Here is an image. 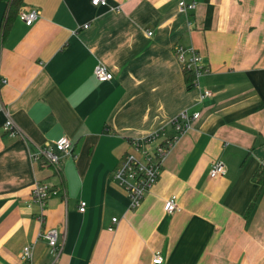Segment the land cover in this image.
Wrapping results in <instances>:
<instances>
[{"label": "crops", "instance_id": "crops-1", "mask_svg": "<svg viewBox=\"0 0 264 264\" xmlns=\"http://www.w3.org/2000/svg\"><path fill=\"white\" fill-rule=\"evenodd\" d=\"M9 1L0 0V264H24L31 244L33 264H153L157 253L162 264H264V186L253 180L264 167V0H197L187 14L181 0H23L19 14L37 20L18 14L3 35ZM177 46L203 57L192 89ZM97 65L113 79L99 81ZM205 90L213 95L201 100ZM184 110L200 117L130 209L115 170L133 140L174 135ZM63 136L73 148L59 174L33 161ZM218 162L228 171L211 178ZM37 182L55 191L43 221ZM171 196L181 212L164 211ZM50 228L61 233L56 261Z\"/></svg>", "mask_w": 264, "mask_h": 264}, {"label": "built area", "instance_id": "built-area-1", "mask_svg": "<svg viewBox=\"0 0 264 264\" xmlns=\"http://www.w3.org/2000/svg\"><path fill=\"white\" fill-rule=\"evenodd\" d=\"M93 5H106V0H93ZM197 0H181L179 2L180 10L187 14L197 9ZM19 18L27 25L31 26L38 18V13L34 11L20 12ZM87 27V26H86ZM151 34V33H150ZM177 58L183 66L191 70L195 75V86L198 85L199 78L205 72L203 66V57L196 50H187L183 46H177L175 49ZM95 77L99 81H110L113 74L103 65H97L94 70ZM0 83L6 84L7 80L0 78ZM194 86V87H195ZM213 93L205 90L201 95V100L211 97ZM200 117V113L190 114L189 111H182L171 122V127L175 134L169 136L166 129H161L140 140L131 142L132 150L128 152L122 159L120 166L115 170L113 178L117 184L123 188L129 195L130 209H136L140 206L146 195L152 190L159 180L166 157L170 153L174 144L182 135L187 133L195 120ZM5 129L16 135L18 132L13 127L10 119L5 122ZM72 142L67 136L53 140L51 143L41 147L32 159L39 162L41 159L47 161L55 171L61 170V163L64 155L71 154ZM228 171V167L223 162L215 163L209 175L211 178L223 176ZM55 193L51 187L43 182H37L32 190L31 198L41 207L40 220H44V206L51 194ZM86 210V203L81 202L79 211ZM164 211L167 214H175L182 211L177 203V197L171 196L164 203ZM113 223H117L118 219L113 218ZM43 237L55 257V261L59 258L62 251L61 233L57 228L46 229ZM34 245H27L22 251V260L24 264H33ZM163 258L157 253L153 259V264H162Z\"/></svg>", "mask_w": 264, "mask_h": 264}, {"label": "trees", "instance_id": "trees-1", "mask_svg": "<svg viewBox=\"0 0 264 264\" xmlns=\"http://www.w3.org/2000/svg\"><path fill=\"white\" fill-rule=\"evenodd\" d=\"M22 3H23V0H10L9 1L5 15L3 17V21H2V34L3 35L7 34L8 31L10 30L14 19L19 14ZM183 72H184L187 88L192 89L195 86V83H194L195 75H194V73L191 70H188L185 66H183ZM38 164L41 167H49V168L54 169L44 159H41L38 162ZM54 171H55V169H54ZM59 173H60V171L58 172V174ZM253 180L255 181V183H257L260 186V188H262L264 186V167H261L256 171V173L253 176ZM256 201L257 200L255 199L251 203V205H250V207L246 213L247 218L251 215V212L253 211V209L255 207Z\"/></svg>", "mask_w": 264, "mask_h": 264}]
</instances>
